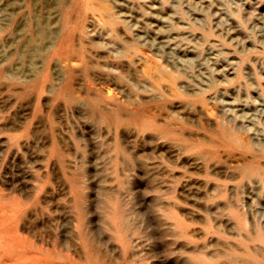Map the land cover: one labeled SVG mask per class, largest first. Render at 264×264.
Here are the masks:
<instances>
[{"label": "rangeland", "instance_id": "1", "mask_svg": "<svg viewBox=\"0 0 264 264\" xmlns=\"http://www.w3.org/2000/svg\"><path fill=\"white\" fill-rule=\"evenodd\" d=\"M0 204V264H264V0H0Z\"/></svg>", "mask_w": 264, "mask_h": 264}, {"label": "bare ground", "instance_id": "2", "mask_svg": "<svg viewBox=\"0 0 264 264\" xmlns=\"http://www.w3.org/2000/svg\"><path fill=\"white\" fill-rule=\"evenodd\" d=\"M1 207L5 208L8 210L9 206L8 205H5V204H0ZM7 210H3L4 212H7ZM10 223V221H9Z\"/></svg>", "mask_w": 264, "mask_h": 264}]
</instances>
